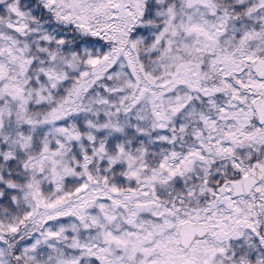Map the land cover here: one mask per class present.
Listing matches in <instances>:
<instances>
[{"label":"snow or ice","instance_id":"obj_1","mask_svg":"<svg viewBox=\"0 0 264 264\" xmlns=\"http://www.w3.org/2000/svg\"><path fill=\"white\" fill-rule=\"evenodd\" d=\"M0 264H264V0H0Z\"/></svg>","mask_w":264,"mask_h":264}]
</instances>
